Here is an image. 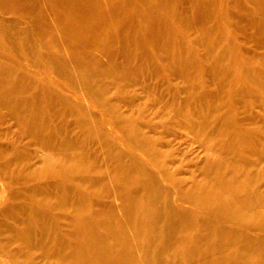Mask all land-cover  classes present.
<instances>
[{"label":"rangeland","instance_id":"374dc122","mask_svg":"<svg viewBox=\"0 0 264 264\" xmlns=\"http://www.w3.org/2000/svg\"><path fill=\"white\" fill-rule=\"evenodd\" d=\"M166 1L177 5V14L173 19H179L180 25L182 22L184 23L181 25L184 36V43H182L187 48L184 56L190 59L191 64L188 67L179 68L170 66L168 56L167 59L166 56L163 57L165 54L161 50L159 55L164 60L162 59L163 61L157 65L151 61L152 65L147 70L148 72H143L139 69L142 65L139 58H136V62L132 58L131 69L130 66H127L129 60L118 52L119 48L117 47L121 44L119 40L114 43V49L108 51V53L111 52L110 54L103 49H96L97 52L92 50L94 53L92 52L90 56L96 55L98 61L100 60L99 63L95 62L96 65L91 64V60L93 61L95 57L92 59L89 56L85 60L81 58L80 51L82 52V49L88 51V48L79 44L78 40L73 41L75 39L66 35V32H63L64 30L59 27L71 14L59 13L56 18H53L52 13L57 12V8L54 4L51 5L49 0H0V76L2 78L6 76L14 81L24 80L26 85L23 81V89L29 95L34 89L38 92H42L44 89L43 92L48 94L45 95L48 96L46 99L54 105L55 110L58 109L57 111L61 112L59 115L55 111L51 122L55 126H66L65 130L70 136L78 135L85 129L90 132L92 137H96L93 138L96 145L92 143L89 147L90 153L100 150L104 156L98 162L104 166L103 168L113 165V161L109 162L105 158L108 151H111L110 153H113L115 157L120 154L126 162L136 164L134 167L140 168L138 171L144 178H148L147 175L152 177L156 181L155 194H157L160 205H158V214L159 217H163V223H170L172 214H176L177 210L182 211H178V214L185 215L184 220L191 230L186 229L185 231L184 228L181 231H172L173 238L169 241L171 248L166 249L161 241L154 240L153 243L150 241L151 243H148L144 248L145 252H142L141 243L135 237L132 228L127 225L125 212L119 208V198H115L111 194L96 196L91 193L104 189L103 186H106L104 190L113 191L114 184L112 185L107 180L103 182L104 184H96L94 187L88 188L90 192L87 191V199L92 201L100 199V203L104 207V211L101 212L108 219L111 232L116 235L124 231L123 238L126 243L131 245L132 250L136 251L137 257L135 256V258H138L136 264L201 263L198 259H195V262L193 260L186 262L183 259L184 253L192 249L193 243L189 240L180 249H177L176 237L187 235L191 238L194 235H200V233L207 235L210 232L209 229L206 230L202 226V223L205 220L215 221L217 218L209 210L201 207L203 201L199 197L200 189H197L198 192L196 191V185L198 183L202 185L204 182L211 185V181L215 183V180L221 181L220 186L231 188L225 198L231 196L230 199L232 202L234 200V204L238 201L237 208L241 209L242 204L248 200L247 198H249L251 206L248 205L239 225L233 224L230 218L224 222V230L230 232L228 241L223 239L215 241L213 248L217 251L202 258L214 262L222 255L221 251L223 252L225 248L230 256H227L224 264L233 262V264H243L237 253L244 247L252 246L253 251L250 256L255 260H261L264 258V23L258 22L257 17L252 16L253 13L250 10L252 5L247 0ZM118 2L128 4L127 11L130 10V14L139 15L143 11H141L142 0H99L95 3L99 7L92 5L93 16L106 15L109 10L104 6ZM191 3H194L195 6ZM144 12L148 17L146 27L150 29L159 27L153 18L156 14H153L152 11ZM109 14L106 15L107 23L100 24L98 31L105 30L111 20L110 25L113 26V19ZM171 22L163 23L165 30L172 27ZM94 23L95 19L89 16L84 19L83 26L88 28ZM262 25L263 28H260ZM212 30L217 31L216 35L221 37L220 41L224 40L219 44L220 52H218L219 49L213 52L214 47L210 44L208 37L207 41L204 36V34L206 35L204 31ZM207 48L211 49L209 54H205L206 51H209ZM218 53L222 58L223 55L224 59L226 58L223 62L224 69L228 68L225 77H221V71L217 70L216 72L217 68L213 67L214 60L212 58ZM89 58H91L90 61ZM83 62L88 66L91 64L96 67L100 64L101 68H89L90 71L92 69L91 73L93 72L91 75L90 72H86L85 68L88 66ZM81 63L83 64L79 68L78 65ZM91 65L89 67H92ZM154 66L156 69H153ZM211 68L214 71L213 74L210 71ZM229 68L231 69L229 70ZM136 69L139 70L138 74ZM198 69L199 71H197ZM76 70L81 71V74H78ZM105 70L107 72L109 70L110 74H107ZM178 71L182 75L178 74ZM193 71L196 72L192 73ZM105 73L107 76L109 75V79ZM188 73L189 75L186 76L185 74ZM82 74L87 78L81 76ZM155 74L157 75L155 76ZM228 74L231 76L229 75V77ZM89 75L92 78H97H94L95 83V80ZM127 75H129V79ZM180 75H184L183 78ZM212 75L214 76L212 77ZM214 78L219 79L215 80ZM220 83H223L224 87H221ZM195 85L197 86L195 87ZM0 87L7 90L9 84L0 83ZM192 96H196V99ZM197 98L199 100L196 103ZM205 102L209 103L204 104ZM195 109L198 112H195ZM199 109L203 111L201 114H199ZM209 113L211 114L209 115ZM218 114L223 116L219 117ZM221 117L226 118L225 122H222L223 118ZM202 122L205 123L204 126L200 125ZM222 123L223 125L225 123L224 128L221 126ZM134 125L135 127H133ZM132 128L137 130L135 129L133 133ZM139 134L141 135L139 136ZM237 134L240 137L239 140L242 138L245 145L242 141L238 142ZM59 135L60 133L58 134L60 138ZM134 135L137 137L135 138ZM226 135L229 136L226 138ZM224 137L226 139H222ZM150 138L154 141L149 142ZM220 139L225 144L222 143L223 141L220 142ZM152 144H156V146L154 145L156 152L153 150ZM235 144L237 146L242 144L243 147L238 146L239 150L233 148L234 151H231L232 147L237 148ZM221 146L226 149L223 150ZM218 149L220 150L218 151ZM237 151L242 154L240 155ZM152 152L157 154L153 155ZM234 152L238 154V157H236V153L233 155ZM158 155L164 157L160 158L161 156ZM242 155L245 157L247 155L251 162L255 161L253 162L255 165L249 163L246 160L247 157ZM232 156H235L233 160ZM49 157L48 149L37 141L34 131L23 123L18 124L16 116L0 101V264H56L55 262L59 260L55 254L56 246L53 243L46 240L43 241V247L39 245L41 242L37 237L41 228L35 225L38 217L35 212L42 214L40 217L46 222L50 220L54 224H56V219H60L61 216L65 218V214L72 216V211L69 209L63 212L65 214L61 210L50 211V208L48 209L50 204L60 200L59 194L61 193V188L57 185L60 168L49 164ZM239 159L244 160L243 163ZM154 160L159 163L154 164ZM162 161H164V167L160 166ZM214 161L216 163L218 161V163L214 165ZM212 162L214 163L212 164ZM91 163L97 165L94 160ZM244 163L247 165H243ZM216 165L219 166L215 167ZM210 168L215 171L214 174L211 172L208 176L205 175V172H210ZM250 172L256 173V175L252 173L253 175L249 176ZM220 177L221 179H219ZM230 177L234 178L236 183L230 182L233 181ZM67 179L64 180L68 181L67 184L72 189L71 191H75L80 182H75V185L72 176ZM235 186L236 188H234ZM239 186L240 188H238ZM194 190L196 194L198 193V197L193 192ZM253 195L259 197L256 198ZM58 196L59 198H57ZM95 208L96 206L91 208L90 213H95ZM45 221L43 222L45 223ZM56 225L62 236L71 234V230L64 222L62 225ZM52 228L54 227L52 226ZM157 228L151 232L150 236L154 235L151 240L159 237L162 230ZM157 233L158 235H156ZM207 242L202 240L200 244L205 245L206 248ZM197 245L199 244L197 243ZM227 245L228 248H226ZM119 248L120 246H116L115 250ZM147 248L148 250H146ZM173 251L174 255H172ZM179 252L182 253L181 256ZM258 256L261 259H258ZM82 258L74 257L71 261L81 264L83 263Z\"/></svg>","mask_w":264,"mask_h":264},{"label":"bare ground","instance_id":"6f19581e","mask_svg":"<svg viewBox=\"0 0 264 264\" xmlns=\"http://www.w3.org/2000/svg\"><path fill=\"white\" fill-rule=\"evenodd\" d=\"M142 1H143V4H141L142 5L141 11L142 10L143 11L139 15L130 14V12H129L130 10L127 11L129 9L128 4H125L124 2H118L116 4H107L106 3L107 5L104 7H108L110 14H109V12L107 14L112 16V19H113L112 25L113 26L110 25L112 22V20H111V22H109L110 24L106 27V29L103 30L102 32H100V31H98L99 25L102 24L103 22L107 23L108 20L106 21V15L107 14L106 15L97 14L96 16H93L94 14H93V6L92 5H97L95 3L99 2V0L97 2H96V0H49V2L52 3L51 5L54 4L57 8V12L52 13L53 18H56L59 15V13L71 14L70 17L65 22H63V24L60 25L59 27L64 30V31L62 30L63 32H66L65 33L66 35L75 39L73 41L78 40V42H80L79 44H81L85 48L86 47L88 48V51H85V49H82V52L80 51L81 58H83L84 60L88 59L90 54L93 52L92 50L103 49L104 51H107V53H108L109 50L114 49V47H115L114 43H116L119 40V42L121 41V44L118 43L119 46L118 45H117L118 47L116 46L117 48H119V51L118 50L117 51L122 56L126 57L129 60L127 66H130V69L132 66V62H131L132 58L135 60V62H136V58H139V60H140L139 62L142 63V65L140 64L141 68H139V69H140V71L146 72L148 69H150V67L152 65L151 61H154V63H156V65H157L158 63H160L161 61L164 60L159 55L161 50L163 51V54H165V55H163V57L166 56L165 58L167 59V56H168V59H169L168 64H170V66L172 65L173 67H176V68L186 67V66L188 67L191 64V61H190V59H187L184 56V53L187 52V48L183 44L184 43L183 42L184 36L182 34L183 30L181 28V25L183 22L180 25L178 22L179 19H173V17L177 14V5H175L174 3H170L166 0H164V1H162V0H142ZM247 2H249V4L252 5L251 9H250L251 12L253 13L252 16L257 17L258 22L260 21V23H264V22H262V21H264V0H247ZM192 5L195 6L194 3ZM144 11H149V12L152 11L153 14H156V15H154L153 18H154V22H156L159 27H156L154 29H150V28L146 27L148 25V20H147L148 17ZM248 15L250 16V14H248ZM89 16H92L95 19V23H94V25L89 26L88 28H85L83 26V21L85 18H87ZM108 17H110V16H108ZM46 20H47V18H46ZM162 20H164V21H162ZM171 21H174V22H171ZM164 22H171L172 27L169 30L168 29L165 30V28L163 26ZM130 24H132V25L130 26ZM260 28H263V25ZM216 32L217 31H215V30H212L209 32L204 31V33H206V35L204 34V36L206 37V39L208 37L210 44H212V46L214 47L213 49H215V50L213 52L218 51L217 49H219L218 52H220L219 44L221 43V41H224V40L220 41L221 37L216 35ZM200 36H201V34H200ZM197 38H199V37H197ZM208 39H207V41H208ZM69 42H70V40H69ZM69 42H67V43H69ZM204 42H206V41H204ZM210 47H211V45H210ZM222 47H223V45H222ZM207 49H209V48H207ZM210 50L211 49H209L208 52L206 51L205 54L206 53L209 54ZM223 50H222V52H223ZM97 51L98 50H96L95 52H97ZM110 53L111 52H109L108 54H110ZM225 53H226V51H225ZM226 56H227V54H226ZM90 57L92 59L95 57V59L97 60V61L95 59H93V61L91 60V62H92L91 64L96 65L97 62L98 63L100 62V60L98 61L96 55L94 57H92V55H91ZM224 57L225 56L223 55V58H222L221 54L218 53L217 56H214L212 58L214 60V62H213L214 66L213 65L212 66L214 68H217L216 72H217V70H218V72L221 71V77L226 76L225 73L228 69V68L224 69V67H223V64H224L223 62L226 60V58L224 59ZM91 58H89V61ZM168 61H166V62H168ZM129 62L131 63V65H129L130 64ZM83 63H85V62H83ZM83 63L78 65L79 68L82 66ZM85 64L87 65V63H85ZM126 64H127V62H126ZM192 65H194V64H192ZM89 66L86 67L85 69L87 70L86 72L91 73L92 69L90 71L89 68H95L96 66H92V65H91L92 67H89ZM164 66H166V65H164ZM98 67H100V64H98L96 68H98ZM105 68L109 69L107 67H105ZM192 68H193V66H192ZM212 68L210 70L211 73L214 72V71H212ZM214 68H213V70H214ZM83 69H84V67H83ZM83 69H82V71H83ZM153 69H156L155 66ZM230 69L231 68H229V70ZM157 70H158V68H157ZM163 70H165V69H163ZM170 70H171V68H170ZM94 71H95V69H94ZM105 71L107 72V70H105ZM137 71H138L137 72V74H138L139 70H137ZM174 71H177V70H174ZM197 71H199V69ZM77 72H78V74L79 73L81 74V71H77ZM86 72H83V73H86ZM108 72H109V70H108ZM108 72H107V74H110ZM182 72H183V70H182ZM195 72L193 71L192 73H195ZM206 72H207V70H206ZM231 72L234 73V71H231ZM92 73H91V75H92ZM156 73L158 74V72H156ZM157 74H155V76ZM178 74H181V73L179 72ZM210 74H208V75H210ZM217 74L219 75V73H217ZM3 75L5 76V73ZM91 75H89V76L91 77ZM185 75L188 76L189 73L185 74ZM229 75L231 76V74H228V76ZM81 76H83V74ZM105 76L108 77L107 79H109V75L107 76L105 73ZM127 76L129 79V75H127ZM159 76H161V75H159ZM183 76H181V77L183 78ZM213 76L214 75H212V77ZM83 77L87 78L85 76H83ZM166 77H169V76H166ZM209 77L212 78L211 76H209ZM221 77H220V80H222ZM91 78H90V80L97 79L95 77H93L92 79ZM148 79H149V77H148ZM157 79L158 78H156V80ZM189 79H191V78H189ZM216 79L218 80L219 78H216ZM23 81L24 80H22V79H21V81L20 80L14 81L13 79L7 78L6 76L4 78H2L0 76V83H8L9 84V88L7 90L0 87V101H1L2 105L7 107L11 111V113L16 116L18 124L23 123L30 130L34 131V134L36 135L37 141L40 142L43 146H45L48 149L49 154H50V157L48 159V163L56 165L60 168L59 174H58L59 182H57L58 187L61 188V191H60L61 193L60 194L58 193L60 198H59V196L57 197L60 200L55 201L54 204H50L48 206V209L50 208V211L61 210L62 213L65 212V210H67V209L72 211V216H69V215L67 216L65 213H63L66 216L65 218H62V216H61V218L59 217L60 219H56L57 220L56 224L62 225V223L64 222L67 225V227L69 228V230H71V234L68 233V235L65 234V236H62V234H60V232L57 230V227H56L57 225L54 224L53 221L48 220V222H46L44 219H42V217H40V216H42V214H37L35 212V215L38 216L37 221L35 222V225L38 226L39 228H41L39 230V233H38L39 236L37 237L38 241L41 242L39 245L41 247H43V241L49 240V242L53 243L56 246L55 254L59 258V260H57L55 262L56 264H78V263H74V261H71V259L74 257H83L82 258L83 263H81V264H136V262L138 260V258L137 259L135 258L136 251H133L131 248V245L126 243V240L123 238L124 231L123 232L120 231L121 233L116 234V235H114L111 232L108 219L101 212L102 210L104 211V207L100 203V199L95 200L97 202H95L94 200L93 201L89 200V198L87 199V197H88L87 191H89L88 188L94 187L96 184L97 185L102 184L104 181L109 180L112 183V185L114 184L113 186L115 188L112 189L113 191L108 190V189L104 190L106 188V186H103L102 188L105 187L104 189H102L103 191L100 190L98 192H91V193L93 195H96V196L104 195V194H111L113 197L119 198V200H120L119 208H122V210L125 212L126 219H127V225H129L132 228L135 237L138 238V241L141 243L140 247L142 249V252H145V249H144V248H146L145 246L148 245V243H151L150 241H152V243H153L154 240H157V242L161 241V243L164 245V247L166 249L171 248V247H169V241L173 238L172 237L173 236L172 231H176V230L181 231V229H184V228L186 231V229H189V228H188V224H186V221L184 220L185 215L184 214L180 215V213L179 214L177 213L178 211L182 212L181 210H177L176 214H172L170 221H169L170 223L165 224L162 222L163 217H159V214H158V210H159L158 207L160 206L158 203L159 200H157V196H156L157 194H155L156 193L155 192L156 181L152 177H150L149 175H147L148 178L147 177L144 178L138 171V170H140V168L134 167V166H136V164H131V163L126 162L124 160V158L122 157V155H120V154L116 155V157H115V155H113V153H110L111 151H108V155H105L106 156L105 158L109 162L113 161L112 162L113 165L103 168L104 166L100 165V163H99L100 162L99 160L102 159V157L104 156L100 152V150L97 152L90 153L91 150L89 147H91L92 143H93V145H96V142H95V144L93 142L96 137H92L90 132H88L85 129L82 130L83 132L79 133L78 135L70 136L65 130L66 126L65 127L63 125L62 126H59V125L55 126L53 124V122H51V121L55 115L54 114L55 111H57L58 109L56 108L57 110H55L54 105H52V103H50L48 101V99H46V97H48V96H45V95H48V94L43 92V91H45L44 89L42 90V92H38L36 89H34V91H32V93H31V95L26 94L27 91H24L23 85H22ZM223 81H224V78H223ZM95 82H96V80L94 81V83ZM226 82H227V80H226ZM24 83L26 85L25 81H24ZM223 83L222 84L220 83L221 87H224ZM196 86L197 85H195V87ZM199 86H200V84H199ZM250 87H251V85H250ZM97 89H99V88H97ZM25 90H27V89H25ZM195 95H196V93H195ZM204 96H206V95H204ZM192 97L195 98L196 96H192ZM200 97H198V98H200ZM207 97L209 98L208 95H207ZM198 98H197L196 103L199 100ZM203 98H205V97H203ZM211 100H213V99H211ZM208 103L205 102L204 104H208ZM201 104H202L201 106H203V103H201ZM23 106H25L26 108H24ZM194 111L198 112V110L196 111V109ZM199 111H200V109H199ZM201 111L199 114H201ZM60 113L61 112L57 111V114L60 115ZM202 114H205V113H202ZM210 114L211 113H209V115ZM221 115L222 114H220L219 117ZM221 118H223V117H221ZM225 119L226 118H223L222 122ZM217 120H218V116H217ZM220 122H218V123H220ZM204 124L205 123L202 122L200 125L204 126ZM136 125L138 126V124H136ZM224 125H225V123H224ZM224 125L222 123L221 126L223 127ZM133 127H135V125ZM138 127H137V129L139 130ZM135 129L136 128H134V129L132 128L131 129L132 132ZM131 130H130V132H131ZM59 133H60V135H59L60 138L58 137ZM137 133H138V131L136 132V134ZM227 134H229V133H227ZM140 135L141 134H139V136ZM229 135L233 136L232 134H229ZM229 135H226V138ZM242 135H244V134H242ZM61 136H63V137H61ZM134 136H132V137H134ZM137 136H138V134H137ZM137 136H135V138ZM237 137H238V134H237ZM226 138L224 137L222 139H226ZM239 138L240 137H238L237 140H239ZM222 139H220V142L223 141ZM243 139H244V137H243ZM150 140L151 141H149V142L154 141V139L152 140L151 138H150ZM218 140H217V142L220 143ZM233 140H234V138H233ZM250 140H252V139H250ZM241 141H242V138L238 142L240 143ZM157 143H158V141H157ZM222 143H224V141ZM227 143L229 144L230 142H227ZM242 143H243V141H242ZM141 145H143V144H141ZM154 145L156 146V144H154ZM227 145H225L226 148H227ZM241 145L242 144H240V146ZM155 146L152 148L156 152ZM238 146H237L238 149L236 147H232V146H231L232 150L230 148L229 149L231 151H234L233 148H235V150H239L240 146L239 147ZM221 147L223 149V146H221ZM241 147H243V146H241ZM152 148L150 147V149H152ZM214 149H216V148H214ZM225 149H223V150H225ZM219 150L220 149H218V151ZM245 151H246V149H245ZM217 152H216V154H217ZM220 153H221V151H220ZM225 153H227V152H225ZM235 153L236 152H234L233 155L237 154V153L236 154ZM243 153H245V152L243 151ZM155 154H157V153H153V155H155ZM150 155H152V154H150ZM150 155H148V156H150ZM244 155H242V156H244ZM162 157H164V156H161L160 158H162ZM228 157H229V155H228ZM233 157H235V156H232V160L234 159ZM236 157H238V154L236 155ZM246 157H247V155H246ZM247 158H246V160L249 161V158L248 159ZM154 159L156 161L160 160L159 158H158L159 160L156 158H154ZM92 160H94V162L97 165H94V163L92 164L91 163ZM155 160L153 161L154 164L156 163ZM164 161H162L163 164H162V162L160 163V166H163V167L165 166ZM229 161H230V159H229ZM239 161L242 162L244 160L241 161V159H239ZM214 162H212V164ZM253 162H255V161H252V162L249 161V163H253ZM157 163H159V162H157ZM217 163H218V161H217ZM217 163L215 162L214 165ZM246 163H248V162H246ZM246 163H244L243 165H245ZM253 164L255 165V163H253ZM250 165L253 166L252 164H250ZM217 166H219V165H216L215 167H217ZM214 169H217V168H214ZM220 169L222 170V168H220ZM218 170H219V168H218ZM221 170H220V172L218 171L220 174H221ZM213 172H215V171L213 169H211L210 172H205V175L208 176V174H210V173L214 174ZM252 173L251 172L248 173L249 176ZM253 174L256 175V173H253ZM70 176H72L74 184H75V182H80V184H77V188L75 191L74 190L71 191L72 189L67 184V182H68L67 178H69ZM237 176L235 178L236 180H237ZM246 177H245V179H247ZM240 178H241V176H240ZM64 179H67V180H64ZM219 179H221V177ZM232 180L233 181H230V180L229 181L235 182L234 178ZM250 180H251V178H250ZM205 183L206 182H204L202 185H199L200 183H198L196 185L197 186L196 191H197V189H200L199 197L203 201V203L201 204V207L203 206L204 208H206V210H209L214 216H216L217 219L215 221H208V220L203 221L202 226L206 230H208V229L210 230V232L207 233V235H203L200 233V235L197 234V235L192 236L191 238H189L187 235H179L180 238L176 237L177 238L176 240L178 243L177 249H180L183 244L185 245V242L190 240L193 243L192 244L193 247L190 251L187 250V252L184 253L183 259H185L186 262H191L192 260H193V262H195V259H198L201 262L200 264H224L225 259H227L230 256V255L228 256L229 252L225 248L223 249V252L221 251L222 255H220L219 258L214 260V262H211V260H206L205 258L203 259L202 257H204L210 253H215V251H217L216 249L213 248V243H215V241H217L219 239H223V240L228 241V238L230 237V232L227 231L226 229L224 230V222L229 220V218H230V220L233 222V224L239 225L240 222L242 221L241 220L242 216L247 211L246 209H247L248 205H250L249 198H247L248 200L246 199L247 201L245 200L246 202L244 204H242L241 209L237 208L238 201L235 202L237 204L236 205V204H234V200L232 202V200L230 199L231 196L230 197L228 196V198H225V196L230 192L231 188H229L228 186H223V187L220 186L221 185L220 180H215V183H213V181H211V185L210 184L207 185ZM234 188H236V186ZM238 188H240V186ZM193 192L195 193V190ZM189 193H190V191H189ZM197 194H196V196L198 197ZM253 197L258 198L259 196L253 195ZM97 198H99V197H97ZM200 199H199V201H200ZM189 200H192V199H189ZM196 200H198V199H196ZM251 203L253 204L252 200H251ZM255 203H257V202H255ZM256 205L259 207L260 203H259V205L258 204H256ZM94 206H96V208H95L96 212L95 213L93 212V214H92L90 212H91V208H93ZM252 210H254V209H252ZM259 211H260V209H259ZM259 215H260V213L258 214V216ZM251 216H253V215H251ZM43 221H45V223ZM49 224H50V226H49ZM52 226L54 228H52ZM156 228L161 229L162 231H161V233H159L160 235H158V233L156 234L159 236L158 238H156V239L153 238V240H151V238L154 235L150 236V234ZM189 230H191V229H189ZM189 230H187V231L190 232ZM233 234H232V236H234ZM71 236H73V237H71ZM109 240H112V242H109ZM202 240L208 241L207 242L208 247L206 246V248H205V245L200 244V242ZM197 243L199 245H197ZM225 243H227V242H225ZM194 244H196V245L194 246ZM216 244H217V242H216ZM143 245H144V247H142ZM173 245H174V242H173ZM116 246H120V248L118 250H115ZM78 247H80V248H78ZM223 247H225V246H223ZM228 247L229 246L227 245L226 248H228ZM148 248H150V247H148ZM148 248L146 250H148ZM258 250H260V249H258ZM174 251H175V249H174ZM224 251H225V253H224ZM252 251H253L252 246H247V247H244L241 250H239V252L237 253V256H240L241 263H243V264H264V258L261 259L258 256V259L260 258L261 260L256 259L257 260L256 261L255 259H253L254 257L250 256L252 254L251 253ZM175 252L177 253V251H175ZM175 252L172 255H174ZM258 253H257V255H258ZM179 254L181 256L182 253L179 252ZM50 255H52V254L50 253ZM145 255L148 256L149 253H148V255L147 254H145ZM217 255H218V253H217ZM253 255H255V254H253ZM47 256H49V255H47ZM194 264H196V263H194Z\"/></svg>","mask_w":264,"mask_h":264}]
</instances>
